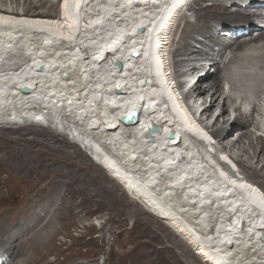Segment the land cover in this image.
Returning a JSON list of instances; mask_svg holds the SVG:
<instances>
[{
    "label": "bare ground",
    "instance_id": "obj_1",
    "mask_svg": "<svg viewBox=\"0 0 264 264\" xmlns=\"http://www.w3.org/2000/svg\"><path fill=\"white\" fill-rule=\"evenodd\" d=\"M18 1L0 0V195L18 203L0 206L1 263L50 264L47 252L58 230L52 217L64 211V188L92 185L75 169L95 179L77 162L86 154L94 168L128 191L127 207L177 236L199 261L194 263L264 264V195L257 192L264 178L255 180L264 177V135L250 129L259 127L251 113L263 107L264 8L247 6L264 0H58L62 11L51 17L29 11L45 0ZM189 4L194 21L180 13L175 24L177 11ZM168 46L175 67H187L177 71V85L165 62ZM247 94L251 107L244 113L236 99L247 100ZM134 108L137 120L123 123L120 117ZM217 108L207 123L214 158L197 112L205 121ZM43 123L46 128L32 126ZM153 127L159 131L151 132ZM173 133L181 136L176 145L169 144ZM66 137L85 153L74 146L66 151ZM229 163L247 179L231 174ZM29 180L42 182L40 200L33 198L41 192ZM20 181L27 187L8 197L2 193ZM16 238L22 240L17 244ZM172 248L162 247L169 263L188 264ZM149 255L136 264H153Z\"/></svg>",
    "mask_w": 264,
    "mask_h": 264
},
{
    "label": "rangeland",
    "instance_id": "obj_2",
    "mask_svg": "<svg viewBox=\"0 0 264 264\" xmlns=\"http://www.w3.org/2000/svg\"><path fill=\"white\" fill-rule=\"evenodd\" d=\"M22 3L23 0H19ZM18 1V2H19ZM192 0H186L185 3L188 2L191 4ZM46 2V3H45ZM223 2V1H221ZM58 0H45L41 4H37L36 7L30 8L29 11L38 14L40 16L51 17L58 15L59 6L57 5ZM182 3V2H181ZM202 4H210L212 0H202ZM227 5H230L229 1L223 2ZM190 4L187 6H182L179 11H177L178 16L175 18V24L179 21L180 13L186 14L187 19L192 23L194 21V14L192 15V11L190 9ZM22 4L18 7L19 11L22 10ZM61 8V7H60ZM62 11V9H61ZM191 11V12H190ZM39 12V13H37ZM176 13V14H177ZM178 19V20H176ZM173 23V24H174ZM172 25V28L173 26ZM227 24V23H226ZM183 27V21H180L179 29L176 31L174 38L177 40L179 37L180 31ZM224 27H221V30ZM173 30V29H172ZM172 32V31H171ZM170 37V36H169ZM199 40H202V36H198ZM199 45L197 43H194ZM173 47V46H172ZM216 47V46H214ZM166 63L169 65L170 77H173L176 85L181 77L177 75V71H185L187 67L176 66L174 63V57L172 55L173 48L166 47ZM216 49V48H215ZM170 53V54H169ZM168 57V58H167ZM185 58V57H184ZM196 62V61H195ZM190 67V66H189ZM212 70V68H211ZM174 75V76H173ZM194 75V74H193ZM176 76V77H175ZM184 80L186 77H183ZM197 79V75L193 76L192 81ZM179 86V85H178ZM190 85L184 84V87L188 90ZM184 87L181 85L180 91H185ZM225 93H228L229 87L225 83L224 84ZM250 97L249 94H247ZM263 97V96H262ZM262 104V102H261ZM238 106V105H237ZM258 106L262 107L260 103ZM234 104L232 103L229 108V116L231 118L234 117L235 111L233 113ZM239 107V106H238ZM219 108V107H218ZM217 108L216 116L219 114V109ZM244 113H249L248 111H243ZM253 111L251 114L254 116V122L258 124V129L250 127V129L255 133V135H264V112L262 113L257 108L256 112ZM232 113V114H230ZM236 113L238 111L236 110ZM262 113V114H261ZM215 116V117H216ZM204 118V117H203ZM222 117L219 119V123H221ZM2 122V121H1ZM12 122V123H11ZM8 123V124H7ZM2 124H6L7 126L14 127H23V126H31L29 124H23L22 122L16 123L13 121L6 122L3 121ZM17 124V125H16ZM43 123L36 124L32 126H36V128L40 129L41 127L46 128V125ZM41 126V127H40ZM54 134H58L59 138L62 136L59 131L50 128ZM209 132V131H208ZM253 133V134H254ZM213 138V136H212ZM67 140L63 139L61 141V145L63 148L69 152L76 149L80 150L82 153L85 151L81 146L73 143V139L71 137H66ZM214 139V138H213ZM59 145V143H57ZM74 146V147H73ZM251 150H249L250 152ZM85 158L78 159V164H82L85 166V171H87L88 175L94 176V180H90L87 176H85L82 170L75 169V176H79L82 180L92 183L91 186H85L83 184H79V182H74V184H68L63 190L62 200L59 202L62 203L64 207V211L60 213L59 219H54L52 217V221L54 225L57 227V231L53 238L52 246L50 250L47 252V258L50 261V264H136L138 261H143L142 259L147 258V254L149 253V257L153 259V264H170L171 261L170 255L162 250V247L165 245L173 247V252L176 255H179L181 259H185L188 264H197L194 262H198L197 258L191 253L189 248L187 249L180 241L179 238L172 234V232L165 229L161 224V226L157 223V221L146 215L138 214L137 212H133L132 208L127 207L125 201L129 198L128 191L126 194L124 193L122 187L118 186L114 182H112L106 175L105 170L98 169L93 167V163L89 161V157L86 154ZM67 158V156H65ZM255 159L252 161L254 163ZM105 172H104V171ZM81 171V172H80ZM104 172V173H103ZM246 179L247 176L244 171H240ZM262 174V173H261ZM264 174V172H263ZM264 177L259 176L255 179L257 182L262 181ZM102 183L103 189H98V187L93 183ZM25 181L17 182L18 186L10 187V189H3L2 193L7 197L10 195L11 191H18L21 188V185L25 188L27 184H23ZM29 182L35 186L41 193L36 195L33 198L40 200V197L43 195L44 191L40 190L42 186L41 181H32ZM94 185V186H93ZM258 186L260 191L264 195V181L262 183L258 182ZM100 190V191H99ZM103 190V191H102ZM97 193V194H96ZM128 196V197H127ZM13 195L11 196V198ZM3 198V199H2ZM15 198V197H14ZM4 196L0 195V206L1 204H5ZM117 199V200H116ZM128 199V200H129ZM10 201L11 199H7ZM13 200V198H12ZM54 202V201H53ZM11 203V204H10ZM10 203H6L7 205L18 206V203L11 201ZM123 204V205H122ZM136 206V205H133ZM50 206H48L49 208ZM137 207V206H136ZM130 208V209H129ZM131 210V211H130ZM36 214V220L41 221L42 218L39 219L40 209L32 211ZM133 212V213H132ZM48 218H51V215H48ZM155 223V224H154ZM155 226V227H154ZM25 237H29L27 232L24 233ZM21 236V235H20ZM172 239V240H171ZM22 239H15L18 244ZM175 246H173L174 244ZM182 245V246H181ZM179 246V247H177ZM1 248V247H0ZM161 248V249H160ZM183 248V250H182ZM2 249V248H1ZM156 249H160L156 251ZM188 250V251H187ZM184 252V253H183ZM186 252V253H185ZM190 253V254H189ZM187 256H186V255ZM189 258V259H187ZM194 258V260H193ZM63 260V261H62ZM70 260V261H69ZM190 260V261H189ZM0 264H3V262ZM8 264H12L8 263ZM200 264H204L201 263Z\"/></svg>",
    "mask_w": 264,
    "mask_h": 264
},
{
    "label": "water",
    "instance_id": "obj_3",
    "mask_svg": "<svg viewBox=\"0 0 264 264\" xmlns=\"http://www.w3.org/2000/svg\"><path fill=\"white\" fill-rule=\"evenodd\" d=\"M59 10H60V12H61V8H60V6H59ZM139 30H140V29H139ZM130 54H131L132 56H137V55H138V52L135 51V50H131ZM113 65H114V67H115L116 69H120V68H121V64H120L119 61H113ZM38 69L41 70L42 67H41V66H38ZM25 86H26V85H23L21 89H22L23 91H28V90H29L28 87H25ZM120 90H121V89H120ZM120 118H121L122 122H123V123H126V124H127V123H133V122H135V121L137 120L136 109H135V108L132 109L130 115L125 114V115H122ZM150 130H151V132H153V133L159 131L157 127H153V128H151ZM169 137H170L171 139L173 138V139H176V140L179 138L178 135H176V134H174V133H173V134H170ZM262 238L264 239V235H262Z\"/></svg>",
    "mask_w": 264,
    "mask_h": 264
}]
</instances>
